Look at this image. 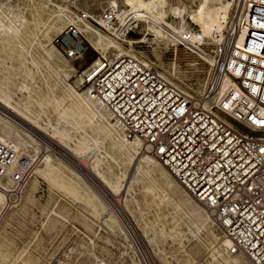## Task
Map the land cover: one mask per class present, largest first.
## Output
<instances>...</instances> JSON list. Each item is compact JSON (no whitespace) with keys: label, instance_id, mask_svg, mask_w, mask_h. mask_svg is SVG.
Listing matches in <instances>:
<instances>
[{"label":"built area","instance_id":"1","mask_svg":"<svg viewBox=\"0 0 264 264\" xmlns=\"http://www.w3.org/2000/svg\"><path fill=\"white\" fill-rule=\"evenodd\" d=\"M85 24L117 40L135 29V21L110 3L96 16L77 12L51 41L67 62L79 61L87 49ZM177 39L181 47L201 41L193 29ZM210 55L207 93L197 99L130 56L111 61L95 56L76 73L74 87L109 112L124 139L147 147L211 215L230 242L229 253L264 264V0H242L241 12ZM224 78L230 85L219 91ZM30 169L27 158L0 143V217L16 203ZM77 252L70 244L47 264H71ZM92 262L102 264L95 257Z\"/></svg>","mask_w":264,"mask_h":264},{"label":"bare ground","instance_id":"2","mask_svg":"<svg viewBox=\"0 0 264 264\" xmlns=\"http://www.w3.org/2000/svg\"><path fill=\"white\" fill-rule=\"evenodd\" d=\"M61 1L69 2V0ZM3 2V5L0 3V14L2 6L7 3V1ZM241 2L242 0H198L189 12H184L178 6H170V13L178 19L177 27L174 28L172 22L164 25L156 24L154 27L147 26L154 33L151 41H162L166 45L179 44L177 35L185 31L187 27L186 16L199 29L201 37V41L197 43L199 47L206 48L210 43H218L222 38L223 30L241 12ZM30 3L31 7L28 11L19 9L9 12L8 25L0 21V68L6 73L0 80V143L12 147L17 157L27 158L30 164L32 162L35 164L34 168L31 164L33 171H30L28 179L22 186L16 198V204L10 206L12 208L20 205L19 223L22 224L21 220L26 217L27 206L33 203L32 195L39 180L46 182L48 186L55 188L64 196L74 200L80 199L87 204L95 196L85 184V180L78 174L71 173L68 177L63 173L59 167L61 163L52 154L54 151L50 147L52 143L61 147L74 160L91 154L88 172L102 185L106 183L110 190L116 188L117 183L106 179L98 170L99 165L106 159L114 163L117 160H125L127 166L133 169L136 176L134 178L139 182L142 193L150 195L152 204L163 203L173 212L183 208L187 222L192 227L190 233L198 235L197 233L203 232L208 237L211 263L251 264L241 253L227 251L230 248V242L223 233L217 234L214 231V224L209 218L210 214L198 207L166 170L148 155L147 147L136 140L124 139L121 132L111 124L110 114L106 109L98 106L82 90L76 91L67 84V77L69 73H74V69L63 62L54 49L51 35L58 34L74 15L61 4H56L54 0H30ZM26 12H28L27 15ZM83 31L90 36L93 50L104 59L111 61L122 56L132 57V45L135 43L127 40L126 37L120 40L109 38L88 24L84 25ZM192 42L193 40L189 41V44ZM123 43L127 44L128 49L122 46ZM240 43L241 38H238L236 46L239 47ZM159 75L169 81L161 74ZM38 81L42 82L43 87L37 86ZM229 85L230 81L224 78L219 91L225 90ZM197 93L201 96L205 95L206 86L204 84L199 86ZM47 108L51 111L53 119L47 121L44 128H39L37 122L46 114ZM13 125L16 127H12ZM48 130L52 132L51 135L47 134ZM33 138L41 143H36ZM122 175L124 178V173ZM100 200L96 206L89 205L84 213L95 227L113 236L116 229L120 230L119 223L114 213H105ZM137 203L142 206L145 202L143 198H140ZM124 204L126 210H129L128 204ZM46 212L43 214L44 221L49 222L50 214L54 212L53 210ZM23 229L21 226L18 235H22ZM154 230V226L149 229L152 233ZM119 232L126 240L124 233L121 230ZM170 236L171 239L179 238L180 234L175 232ZM16 241L19 247H16L11 240L5 242L0 240V264H15L12 259V249L15 246L21 250L25 246L18 237ZM148 241L152 243V240L148 239ZM21 264H34V260L27 257Z\"/></svg>","mask_w":264,"mask_h":264},{"label":"rangeland","instance_id":"3","mask_svg":"<svg viewBox=\"0 0 264 264\" xmlns=\"http://www.w3.org/2000/svg\"><path fill=\"white\" fill-rule=\"evenodd\" d=\"M0 1L3 5L4 0ZM6 1L7 3H5ZM5 2H3L5 5L2 6L0 21L7 25L10 23L8 13L11 10L23 9L28 11V8L31 7L30 0H5ZM54 2L64 6L73 15L81 11L96 16L109 3L111 6H119L125 11L126 16L135 21V29L126 37L127 40L135 43L132 45V57L149 63L158 74L169 80L168 83L176 86L188 96L201 97V94L198 95L197 93V88L203 86V84L207 90L208 81L214 67V61L210 55V49L214 43L202 48L193 42L182 44V47L179 44L166 45L162 41L152 42L154 33L147 28V26L154 27L156 24L164 25L170 22L176 28L178 19L170 13V6H178L184 12H189L195 7L198 0H69L66 3L54 0ZM166 8L168 9L165 10ZM27 14L28 12H26ZM185 20L187 23L185 30H199L190 18L185 16ZM101 32L107 37L113 38L103 31ZM54 36V34L51 35V41ZM89 37L85 34L88 43L87 49L81 59L76 62H67L59 50L53 46L63 62L74 69V73H69L67 77V84L76 91H80L74 87L76 73L98 55L93 50ZM122 46L128 49L127 44L123 43ZM5 74L4 70L0 68V80ZM36 83L38 87H43L41 81ZM45 113L37 122L39 128H44L47 121L53 119L49 108L45 110ZM12 127L16 126L13 125ZM18 129L26 133L21 128ZM47 134L51 135L52 132L48 130ZM33 140L38 144L41 143L37 139L33 138ZM50 147L54 150L52 154L61 163L59 167L63 173L68 177L71 176V173L78 174L85 180V184L95 196L87 204L80 199L74 200L68 196L66 197L55 188L48 186L46 182L39 180L32 195L33 203L27 206V214L21 220L22 224L19 223L20 205L9 207L0 218V240L4 242L11 240L16 247H19L20 245L16 241L18 237L25 244L21 250L15 248V246L12 249V259L15 264H21L22 260L27 257L33 259L34 264H47L70 244H75L78 248L77 256L71 264H93L94 257L98 258L102 264H143L144 262L145 264H215L209 261L210 244L208 237L203 232L197 233L198 235L190 233L192 227L187 222L184 209L181 208L173 212L170 207L163 203H160V205L159 203L152 204L150 195L142 193L139 182L134 178L136 176L133 169H131V166H127L125 160H117L115 163L108 159L101 161L98 170L106 179L117 183L116 188L110 190L106 183L102 185L96 177L88 172L87 167L92 159L91 154L74 160L61 147L52 143ZM34 165L32 164V168H34ZM32 168L30 171H33ZM140 198H143L145 202L142 206L137 203ZM99 200L105 208V213H114V217L119 223L118 227L124 233L126 240L123 239L120 230L116 229L114 235L111 236L105 230L98 229L84 213L89 205L96 206ZM124 203L128 204L129 210H126ZM196 205L203 209L199 204L196 203ZM51 210L54 214L51 213L50 221L45 222L43 214ZM205 212L209 214L207 211ZM209 218L212 220L211 215ZM212 223L214 224V231L217 234L222 233L213 220ZM21 226L24 229L22 235H18ZM151 226L155 228L153 233L149 231ZM175 232H179V238L171 239L170 234ZM148 239L152 240L151 244ZM133 241L142 253L141 258L132 245ZM128 246L130 247L128 248Z\"/></svg>","mask_w":264,"mask_h":264}]
</instances>
